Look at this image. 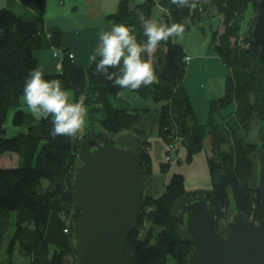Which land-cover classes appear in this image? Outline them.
<instances>
[{
    "label": "trees",
    "instance_id": "1",
    "mask_svg": "<svg viewBox=\"0 0 264 264\" xmlns=\"http://www.w3.org/2000/svg\"><path fill=\"white\" fill-rule=\"evenodd\" d=\"M20 1L34 10L35 15L18 14L10 7L0 8V158L9 151L21 158L18 166H0V246L11 225V213L16 211V229L7 248L8 257L0 264H74V260L68 258L70 253L75 259V253L67 233V218L73 209L71 185L80 134L76 139L53 138L49 120H37L22 108L25 79L29 71L37 67V50L60 49L64 32L60 27L46 26L47 0ZM249 3L256 9L257 0H216L218 10L225 16V30L215 49L230 70L225 93L211 99L207 115L203 116L201 109L195 107L186 88L188 62L184 58L187 52L179 42L162 43L155 53L159 82L135 90L143 99L164 102L160 109L155 108L160 112V136L167 144L178 141L187 148L189 160L209 137L210 190L222 235L227 234L231 223L221 226V220L230 209L229 189L238 210L257 220L260 218L252 185L255 159L248 150L264 147V57L248 37L247 30L242 37V22ZM157 5L164 8L160 22L171 24L189 17L187 8H177L170 0H120L109 18L115 25L131 26L138 41H143L146 38L139 16L152 18ZM202 19L199 10L193 12L186 30H191ZM216 31L213 42L217 40ZM69 53L64 49L62 74L53 72L46 75L47 79L59 78L63 87L72 91L73 101L83 97L91 120L94 111H104L100 121L111 134L142 122L137 112L117 106L116 101L125 89L114 86L102 73H96L94 62L87 68L73 63L68 58ZM97 103L101 104L100 108ZM232 103L235 108L225 114L224 110ZM9 116L14 125L24 126L25 130L7 136ZM254 124L259 126L258 144L248 143L241 136L243 129L249 130ZM146 142L142 145L149 143ZM169 153L170 149L167 155ZM166 161L163 171L169 168L170 160ZM141 167L144 173L152 175L151 149L143 152ZM186 192L184 174L174 172L164 193L159 197L152 194L146 199L136 228L128 236L133 264H187L186 257L193 243L179 234L172 216L176 201ZM147 223H151V228L141 235ZM154 226H160L161 230L154 233ZM17 245L27 262L13 259Z\"/></svg>",
    "mask_w": 264,
    "mask_h": 264
},
{
    "label": "water",
    "instance_id": "2",
    "mask_svg": "<svg viewBox=\"0 0 264 264\" xmlns=\"http://www.w3.org/2000/svg\"><path fill=\"white\" fill-rule=\"evenodd\" d=\"M247 32L264 57V0H257ZM114 134L80 136L71 185L73 213L67 227L74 264H133L128 236L153 194L155 181L142 171L143 145ZM254 159L258 220L239 210L222 235L210 189L187 191L176 201L172 215L176 229L193 243L187 264H264L263 146L255 150Z\"/></svg>",
    "mask_w": 264,
    "mask_h": 264
},
{
    "label": "rangeland",
    "instance_id": "3",
    "mask_svg": "<svg viewBox=\"0 0 264 264\" xmlns=\"http://www.w3.org/2000/svg\"><path fill=\"white\" fill-rule=\"evenodd\" d=\"M10 7H13L12 9L18 13L21 14L20 8L18 6H12V4H8ZM217 6V5H216ZM2 8V7H0ZM218 9V7H217ZM248 11L245 15V20L242 22V37L246 36V30L247 25H249L251 22V18L253 17L254 12L256 9H254L253 4L249 3ZM162 14V13H161ZM160 14V15H161ZM156 16V9L154 11V14ZM211 19L209 22L213 23L208 28L205 27V23L203 25H196L191 30H185L183 38L178 39L177 42H179L181 45L184 46L185 51L187 52V59L188 62V70L189 67L191 68V58L195 57L197 58L196 65L194 68H192V73L196 75L204 74V79L201 78L199 80V86L203 90L207 92L206 98L203 99V105L201 107H198L195 105V107L201 109L203 116L207 115L209 112L210 102L211 99L214 97L222 96L226 91V77L224 72L222 73L219 69H217L213 58H210L207 63L205 61L208 59L207 55L211 54L212 51L215 53V55H218L215 46L219 42V36L223 31L224 23H225V16L223 13H221L219 10L216 12H212ZM219 15L221 16V19H219ZM214 17V18H213ZM210 18V15H209ZM208 18V19H209ZM202 21V20H201ZM220 23V24H219ZM215 25V26H214ZM214 30H217V40L213 42V36H214ZM38 51V50H37ZM71 53V52H70ZM191 56H190V55ZM185 56V57H186ZM219 56V55H218ZM220 58V56H219ZM221 59V58H220ZM220 62L225 67V71H229L230 69L227 67L226 64L223 63L222 59ZM190 75V74H188ZM126 93L123 92L127 96H131L133 98H140V96L132 90L125 89ZM69 92L70 99L73 100V93L70 90H67ZM199 96L201 94H198ZM138 99L132 100V102H129L127 106H122L119 101H116L115 98H113V102L116 101L118 104L117 106L125 107L127 110L131 112H137L142 118V122H138L135 126L127 127L121 131H118L114 135L116 137L121 136L123 138L126 137L127 139H132L133 141H139L141 144L147 143L148 141L150 143L145 144L143 146L144 152H149L151 149V158H152V165H153V172L152 177L155 181V187L153 195L155 197H159L162 193L165 192L168 182L170 181L171 175L174 172H180L183 173L185 176V187L187 191L192 190H208L212 187V180L211 175L209 173V167L207 158L210 154V145H209V137H206L204 140L203 147L195 152L193 154L192 159H188V151L187 148H185L183 145L181 146L178 141L177 145L175 147H170V144H167V142L164 140L162 136H160L159 132V116L160 107L164 104V102L159 103H153L149 100H145L144 103L148 105L149 107H142V106H131L132 103L136 102ZM22 104L23 109L26 110V105L23 103V96H22ZM96 106H101L100 103L95 104ZM87 115L85 119V124L82 129V132L80 133V136L82 134L90 133V136H98L99 134H107L109 133V130L101 123L100 119L104 116V111L96 110L94 111V119H90V114L88 112L87 105ZM158 106V110H153V107ZM235 108V103H232L230 106H228L225 110V114H229L231 110ZM159 113V116H158ZM11 116V115H10ZM8 118L7 121V136L14 135L15 133L19 131H24V126H17L14 125L11 121V118ZM142 129H141V128ZM241 136L243 139L251 144H258L260 132H259V126L253 125L249 130L243 129L241 131ZM147 139V140H146ZM252 147V145H250ZM260 147V146H259ZM258 148V147H257ZM170 149V153L167 155V150ZM249 151V154L251 156H254L255 151ZM169 159V168L167 171L162 170V165L166 163V159ZM172 159V161H171ZM21 162L20 156L16 152L9 151L2 155L0 158V166H18ZM253 185V184H252ZM229 197H230V209L227 211L226 216L221 220V226H225L229 221L232 220L233 213L239 211L236 204V199L234 197V194L232 193L231 189H229ZM73 213V209L71 214ZM70 214V215H71ZM63 212L61 213V216H64ZM69 217L67 218L68 222ZM216 219V217H215ZM66 220V217H65ZM151 228V223H147L144 225V229L141 232V235L145 234V231H148ZM16 229V211H13L11 213V225L7 232L4 235L3 243L0 246V263H2L7 257H8V245L10 243L11 238L14 235ZM161 230L160 226H154L153 231L154 233H157ZM184 237V236H183ZM69 261L74 260V254L73 256L69 253L68 254ZM13 259L16 260L19 263H25L28 261V259L19 253V247L18 245L15 247V252L13 254Z\"/></svg>",
    "mask_w": 264,
    "mask_h": 264
},
{
    "label": "clouds",
    "instance_id": "4",
    "mask_svg": "<svg viewBox=\"0 0 264 264\" xmlns=\"http://www.w3.org/2000/svg\"><path fill=\"white\" fill-rule=\"evenodd\" d=\"M170 3L177 8H187L189 17L169 24L141 14L139 21L146 38L143 41H138L133 28L123 23L102 31L91 56L96 73H102L114 86L132 91L158 83L155 53L162 43L169 40L176 43L182 39L191 14L197 10L203 13L204 4L209 0H170ZM53 55H56L55 51ZM68 58L75 63L74 53H69ZM55 72L62 74V63L55 65ZM46 75L51 73H46L39 65L29 71L23 89L26 111L37 120H49L53 138L76 139L82 132L87 115L84 98L71 100L62 81L59 78L47 79Z\"/></svg>",
    "mask_w": 264,
    "mask_h": 264
},
{
    "label": "crops",
    "instance_id": "5",
    "mask_svg": "<svg viewBox=\"0 0 264 264\" xmlns=\"http://www.w3.org/2000/svg\"><path fill=\"white\" fill-rule=\"evenodd\" d=\"M137 1L140 2L143 0ZM119 2L120 0H47L44 14L45 24L47 27H60L64 32V37L60 49L50 47L42 48L37 51V65L42 67L46 73L55 72V65L58 62L61 63L64 49H68L69 52L75 54V62L82 68H87L92 62L91 56L95 53V49L98 46L100 33L102 31L111 30L115 25V21L110 19L109 16L117 10ZM8 4L18 6L20 11L24 14L29 16L35 15V11L28 9L20 0H0V7H10ZM216 5V0H209V3L204 4V12L202 13L203 19L198 25H203L205 23V27H209L207 25L209 24L208 21L211 19L212 12L218 10ZM155 9L156 16L152 15V19L160 22V14L164 11V8L157 5L154 11ZM219 19H221L220 15ZM209 25L213 26V23ZM54 51L56 53L55 56L53 55ZM207 56L208 59L205 63H207L210 58H213L215 63H217V69L222 73L224 72L225 77H227L228 71L224 70L225 67L220 62L221 57L219 58L213 51ZM190 61L192 66L191 68L189 67L187 75L185 76V85L192 98L193 104L201 107L203 105V99H205L207 95V92L199 86V80L200 78L201 81L204 79V74L196 75L192 73V68L196 65L197 58L192 57ZM123 92L126 93V90H123L118 98L122 106H127L132 100L138 99L136 102L132 103L131 106L149 107L144 103L145 100L149 99H143L141 97L133 98L125 95ZM198 94L201 95L199 96ZM149 101L151 102V100ZM157 107L158 106L153 107V110Z\"/></svg>",
    "mask_w": 264,
    "mask_h": 264
},
{
    "label": "built area",
    "instance_id": "6",
    "mask_svg": "<svg viewBox=\"0 0 264 264\" xmlns=\"http://www.w3.org/2000/svg\"><path fill=\"white\" fill-rule=\"evenodd\" d=\"M187 57V56H186ZM189 58V57H188ZM177 145V142H174L173 144H170V147H175Z\"/></svg>",
    "mask_w": 264,
    "mask_h": 264
},
{
    "label": "bare ground",
    "instance_id": "7",
    "mask_svg": "<svg viewBox=\"0 0 264 264\" xmlns=\"http://www.w3.org/2000/svg\"><path fill=\"white\" fill-rule=\"evenodd\" d=\"M194 28V27H193Z\"/></svg>",
    "mask_w": 264,
    "mask_h": 264
}]
</instances>
